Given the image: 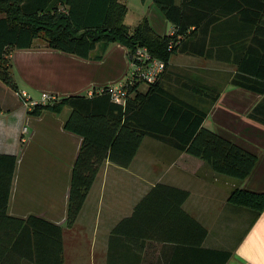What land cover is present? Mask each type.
Masks as SVG:
<instances>
[{
    "label": "crops",
    "instance_id": "obj_1",
    "mask_svg": "<svg viewBox=\"0 0 264 264\" xmlns=\"http://www.w3.org/2000/svg\"><path fill=\"white\" fill-rule=\"evenodd\" d=\"M119 1L133 10L128 22L124 16L128 29L146 17L158 34L171 30L152 0ZM221 19L206 37L241 36L233 28L238 21ZM5 57L16 89L33 97L41 91L57 98L87 94L124 79L130 67L127 48L118 42L97 43L80 57L33 38L28 47L9 48ZM233 70L228 61L175 52L159 84L203 109V126L256 154L246 177L216 173L201 158L143 136L126 166L102 163L70 227L64 225L69 172L81 137L62 125L69 108L29 113L0 81V264H37L38 244L51 239L49 222L61 227L63 264H219V250L229 252L223 264H264V207L255 211L226 200L233 186L264 190V92L231 84ZM196 88L213 92L207 96ZM156 183L187 190L180 208L205 228L200 239L171 206V191L111 231Z\"/></svg>",
    "mask_w": 264,
    "mask_h": 264
},
{
    "label": "trees",
    "instance_id": "obj_2",
    "mask_svg": "<svg viewBox=\"0 0 264 264\" xmlns=\"http://www.w3.org/2000/svg\"><path fill=\"white\" fill-rule=\"evenodd\" d=\"M59 1L61 4H59ZM172 24L169 34H158L142 17L131 29L123 23L125 4L119 0H0V81L16 89L5 57L11 47H28L32 39L41 38L47 46L86 57L95 44L105 47L118 42L127 48L145 45L151 55L164 62L156 80L145 84L133 80L126 86L125 103L110 100L107 92L70 94L55 101L34 104L29 113L42 109L69 111L63 127L80 135L81 141L72 161L65 207L66 227L73 225L92 180L105 160L126 166L143 136L153 137L177 151L201 158L212 171L242 179L253 168L256 154L232 138L202 125L205 111L163 89L159 78L170 55L185 52L213 57L234 65L229 81L235 86L264 92V0H152ZM235 19L241 31L238 37H206L209 30L220 27L221 18ZM222 20V19H221ZM219 23V24H218ZM243 33V35H242ZM205 95L209 88H196ZM214 98V95H213ZM164 191L174 193L171 206L189 219L198 233L205 228L184 213L180 203L187 190L154 184L134 205L132 214L122 218L111 231L152 203ZM226 200L260 211L264 207V190L233 186ZM50 241L38 244L37 264H63L61 227L53 223ZM219 264L228 251L219 250Z\"/></svg>",
    "mask_w": 264,
    "mask_h": 264
},
{
    "label": "built area",
    "instance_id": "obj_3",
    "mask_svg": "<svg viewBox=\"0 0 264 264\" xmlns=\"http://www.w3.org/2000/svg\"><path fill=\"white\" fill-rule=\"evenodd\" d=\"M173 28L167 33H172ZM129 70L123 80L108 83L96 89L87 92L90 95L92 92L100 93L105 91L108 93L111 101L115 103L124 104L127 97L126 86L133 80H141L145 84L151 83L158 78L164 69V62L162 59L151 55L145 45H138L134 47L129 54ZM15 93L22 98V102L27 108H31L34 104H43L52 102L57 99V95L45 91H41L37 97L30 96L23 89L15 90ZM25 132L26 128L22 127Z\"/></svg>",
    "mask_w": 264,
    "mask_h": 264
},
{
    "label": "rangeland",
    "instance_id": "obj_4",
    "mask_svg": "<svg viewBox=\"0 0 264 264\" xmlns=\"http://www.w3.org/2000/svg\"><path fill=\"white\" fill-rule=\"evenodd\" d=\"M127 4H128V0L127 1H125ZM126 7V6H125ZM127 7H128V5H127ZM127 7H126V9H125V13H124V15H123V17H122V21H123V23H124V16L126 17L125 19H126V21L128 22V20H127V18L130 16V13L132 14V12L131 11H133V10H130L131 9V6L129 5V7H128V9H127ZM161 34H165V33H161ZM35 38H37V41H42V39L41 38H39V37H35ZM120 80H123V79H120ZM118 81V80H117ZM145 87H146V85H145V83L144 82H141L140 84H139V88L141 89V90H143V89H145ZM227 177H230V176H227ZM231 179V178H230Z\"/></svg>",
    "mask_w": 264,
    "mask_h": 264
}]
</instances>
